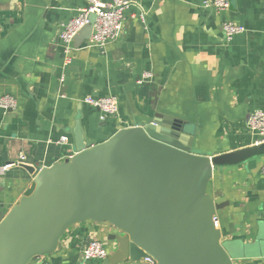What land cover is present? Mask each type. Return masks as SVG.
Here are the masks:
<instances>
[{"label": "crops", "instance_id": "1", "mask_svg": "<svg viewBox=\"0 0 264 264\" xmlns=\"http://www.w3.org/2000/svg\"><path fill=\"white\" fill-rule=\"evenodd\" d=\"M127 1L120 35L100 49L72 43L64 65L59 33L86 2L0 0V97L16 101L13 110L0 109V168L24 157L37 169L70 158L76 121L88 147L155 115L184 123L193 147L208 156L255 145L246 118L264 112V0H230L222 12L204 8L205 0ZM225 21L245 32L226 41ZM89 95L115 97L117 114L100 121L99 111L82 101ZM263 167L264 154L216 167L207 185L216 203H228L216 219L233 264H264ZM31 180L14 165L0 174V212L18 202ZM115 233L108 224H77L60 251L34 264H81L87 238L110 254L116 245L107 237Z\"/></svg>", "mask_w": 264, "mask_h": 264}, {"label": "water", "instance_id": "2", "mask_svg": "<svg viewBox=\"0 0 264 264\" xmlns=\"http://www.w3.org/2000/svg\"><path fill=\"white\" fill-rule=\"evenodd\" d=\"M94 19L90 14L74 44L90 39ZM184 126L155 115L88 147L76 121L70 158L41 169L29 157L10 163L32 180L18 202L0 212V264L52 255L67 230L84 222L116 231L107 237L116 247L102 264H233L215 224L228 203H216L207 185L214 168L262 155L264 143L208 156L193 147Z\"/></svg>", "mask_w": 264, "mask_h": 264}, {"label": "built area", "instance_id": "3", "mask_svg": "<svg viewBox=\"0 0 264 264\" xmlns=\"http://www.w3.org/2000/svg\"><path fill=\"white\" fill-rule=\"evenodd\" d=\"M86 7L81 9L76 17L70 19L62 25L59 33V39L63 45V60L64 65L70 63V53L73 50L72 43L79 31L88 25V17L90 14L95 15L92 25V34L87 41L88 45L96 48H104L111 40L120 35L122 24L124 21V12L130 6L127 0H112L109 3H103L100 0H84ZM230 0H205L203 1L204 8H212L218 12L229 9ZM142 19V16H140ZM225 40L229 41L233 36L245 32L242 26L236 25L230 21H225L221 26ZM148 75H144L146 77ZM83 103L97 109L100 113V121H104L106 117L115 116L118 112V101L113 96L108 97H93L86 96L83 98ZM16 106V101L13 97L5 95L0 97V109L4 112L13 110ZM247 129L255 135V145L264 143V112L254 111L246 118ZM61 143H66L67 138L60 139ZM23 160V158H20ZM12 164L4 165L0 168V174L7 171ZM264 174V167L262 169ZM216 226L218 225L215 219ZM108 252L105 246L96 240H91L81 249L80 259L81 264H86L91 260H104ZM146 262L149 263L148 260ZM48 264V263H42Z\"/></svg>", "mask_w": 264, "mask_h": 264}, {"label": "trees", "instance_id": "4", "mask_svg": "<svg viewBox=\"0 0 264 264\" xmlns=\"http://www.w3.org/2000/svg\"><path fill=\"white\" fill-rule=\"evenodd\" d=\"M42 259V258H41ZM40 260V259H39ZM38 261V260H37ZM37 261L33 262L32 264L36 263Z\"/></svg>", "mask_w": 264, "mask_h": 264}]
</instances>
